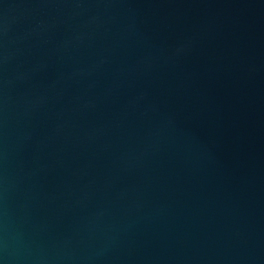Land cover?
<instances>
[{"label":"water","instance_id":"1","mask_svg":"<svg viewBox=\"0 0 264 264\" xmlns=\"http://www.w3.org/2000/svg\"><path fill=\"white\" fill-rule=\"evenodd\" d=\"M0 264H264V0H0Z\"/></svg>","mask_w":264,"mask_h":264}]
</instances>
